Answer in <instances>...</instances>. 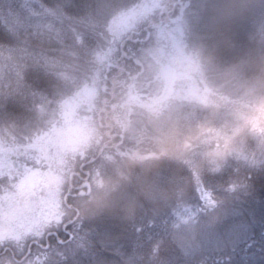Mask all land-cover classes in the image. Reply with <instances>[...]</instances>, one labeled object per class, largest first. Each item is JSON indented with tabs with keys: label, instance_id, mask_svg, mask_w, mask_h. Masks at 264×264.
I'll list each match as a JSON object with an SVG mask.
<instances>
[{
	"label": "trees",
	"instance_id": "16d2710c",
	"mask_svg": "<svg viewBox=\"0 0 264 264\" xmlns=\"http://www.w3.org/2000/svg\"><path fill=\"white\" fill-rule=\"evenodd\" d=\"M180 1L185 6L181 20L184 42L186 43L185 50L192 54L196 66L199 67V70L196 69L195 72L189 67L191 75L194 74L192 78L209 83L212 77H217V80L222 77L214 69L209 68V65H219L225 73L235 71V75L226 77V81L224 79V82L228 81V87L224 92H221L223 94L218 90H208L205 85L197 86L195 91L203 93L208 100L205 102V106L198 105L193 108V119L189 122L182 120L179 123L180 126L178 124L173 127L171 135L174 137L173 139L167 134L165 135L162 149L155 147L157 153L155 159L149 158L144 162L141 161V167H132L125 161V157H128L126 152L132 150L136 144L132 143L127 135L123 137L118 130L115 134L113 131L115 126L108 127L106 118H99L97 112L89 122L88 127L92 128L91 133H83L82 138L73 136L69 123L60 120L61 113L66 110V104L76 99V94L84 89L86 83L91 84L90 82L94 81L101 84L107 81L106 78L110 76L111 72H106L105 65L97 59L98 51L96 52L95 48L97 47L94 43L96 34L89 42L86 51L79 47V51H73L74 39H76V33H79L78 27L82 17L71 9H66L61 13L57 6L64 4L65 0H36V11L45 13L42 17V23L46 25L45 34L60 33L66 39L62 50H59V46L57 51L48 50L47 54L50 59L45 68L36 70L32 65H28L24 71L26 78L20 81L19 88H17L15 77L11 80L0 78V95L9 91H20L29 98L25 106L20 107L18 112L9 115L0 113V138L3 141L12 138L13 145L9 147H12V151L19 152L14 159L19 162V164L15 163V168H11L6 163L7 166H4L9 171L3 174L4 172L0 170V201L11 197L8 188L10 180L12 177L13 180H16L18 173L23 171L24 158H32L21 154V150L26 148V144H23L26 140L24 137L33 139L32 136L36 133L41 135L48 132L46 136L48 151L45 147L47 144L36 146L45 148L44 161L48 163L46 166L51 170V177L43 185V194L49 195L48 198L51 199L50 193L52 194L51 191L54 190L55 195L58 194L60 198L56 203L51 201L44 210L52 212L48 218L62 215L67 219H74L77 216L88 219L100 213L118 211L120 231L106 237L107 242L111 243L113 240L119 239L125 245L130 246L133 241L138 240L147 247L149 246L147 233L152 231L155 234V230L147 228L149 220L170 207L184 206L188 200L189 192L195 184L201 180L207 182L213 173L219 174L225 183L228 182L229 176L232 175L230 170L225 169L224 173L219 171L225 160H229L230 167H235L236 161H239L243 167L245 162L254 163L251 162L249 156L255 153L257 159L254 161H257L255 163L259 162L262 149L258 148L260 138H258L257 132L264 129V111L259 106L245 107V100L255 101L256 95L264 98V79L258 75H252L253 67L258 63L260 55L264 53V0ZM72 2L94 4L102 2V0H72ZM108 2L114 7L102 18H99L100 27L96 29V33L98 30L107 28L115 18L123 17L125 9L134 7L138 0H108ZM126 4L128 7L124 8ZM174 13L175 11H173V15ZM200 13L207 14L210 18L223 17L221 21L223 28L239 42V49L235 55L230 58H223L219 55V49L210 39L209 33L198 23L197 16ZM3 19L0 17V22ZM135 32L133 31L132 35ZM134 36L127 39L123 38L125 36L119 38L121 40H118L117 43L118 54L121 49H124L123 51L128 49L133 55L141 53L152 56V51L148 50L150 46L151 48L156 47L154 52H157L160 46L166 47L165 44L159 45L154 38L152 45L150 37H137V40L133 41ZM39 39L40 37L37 36L26 42L21 37L14 38L8 43L0 42V76H2L6 64L15 67L25 48L32 53L40 52L41 49L37 47ZM77 45L78 43H75V46ZM173 51L177 53L179 59L182 58L181 50L174 49ZM141 61L143 66L134 60V56L126 59L124 67L133 71L132 80H135L134 76H139L142 71L141 76L145 75V60L142 58ZM83 64L85 66H81ZM203 69L204 72H202ZM37 74L45 81L44 87H37L32 82L34 75ZM88 78L92 80L89 81ZM217 80L211 81L216 82ZM141 81L143 79L139 83ZM239 83L249 89L250 93L240 96L235 92ZM100 91L102 93L103 88ZM100 91L98 92L100 93ZM226 95H229L228 99L223 98ZM47 101L48 122L40 123L37 119L36 121L24 120L26 116L24 108L32 110L35 107L37 113L39 111L37 106L45 105ZM101 101L102 97L96 105L99 107L98 112L102 115L104 108L100 109ZM32 102H35V106L29 104ZM57 107L63 109L58 111ZM111 107L109 106V108ZM6 127L9 129L5 130ZM236 128H239L238 131ZM107 130H110L109 133ZM231 132L232 136L229 135ZM115 141L119 143L116 149L111 148ZM174 149L178 152L172 153ZM232 157H235V161L230 159ZM32 159L27 161V166L38 168V159ZM163 160L173 162L174 166L159 169V165H154L157 161ZM99 164L103 165L101 175L95 172L93 167ZM125 174L128 175L129 183L127 184L124 183ZM82 177L90 181L92 191L86 195H77L78 199L82 200V207L72 208L71 203L65 202L63 197L69 190H72L71 183L76 180V183L79 184ZM115 179H119L122 185L119 186V181ZM203 186L201 184V187ZM49 190L50 192H48ZM95 190H98L100 194L94 193ZM17 193L19 192L17 191L15 194ZM93 193V198H90L91 200L85 204L84 200L87 196H92ZM22 197L21 195L18 197L20 200L14 202L15 212L10 216L15 215L16 210L23 212L24 216L31 214V200H25ZM74 203H78L77 198ZM6 216V213L0 211V224ZM140 225L145 227V231L137 236L136 228ZM55 230L56 225L53 222L51 225L43 227L39 235L35 230L24 232L26 240L18 241L14 236L0 239V264H11L10 261L14 258L19 260L15 262L16 264H23L33 256L35 250H47L41 248L34 241H39V238ZM177 238L180 237L177 236ZM151 243L154 244L155 240ZM5 247L8 251H4ZM57 250L58 253L55 252ZM48 252L57 253L51 263L55 264L60 259V250L54 249L48 250Z\"/></svg>",
	"mask_w": 264,
	"mask_h": 264
},
{
	"label": "snow or ice",
	"instance_id": "6c2138e0",
	"mask_svg": "<svg viewBox=\"0 0 264 264\" xmlns=\"http://www.w3.org/2000/svg\"><path fill=\"white\" fill-rule=\"evenodd\" d=\"M57 7L61 13L71 9L82 17L83 31L76 33V39L86 51L100 27L99 18L114 5L108 0L94 4L65 0ZM43 15L45 13L36 11V0H0V17L4 18L0 22V42L8 43L21 37L27 42L40 37L37 44L40 52L32 53L25 48L15 67L6 64L3 69L0 78L11 80L15 77L17 88L26 78L24 71L29 64L36 70L45 68L50 59L48 50L57 51L58 46L62 50L65 44L64 35L45 34ZM197 19L216 44L221 57L230 58L238 52L239 42L223 28L222 16L210 18L200 13ZM209 68L222 77L235 75V71L223 72L219 65H209ZM32 82L37 87L45 86L38 74L34 75ZM28 99L20 91L6 92L0 95V113L18 112ZM261 110L264 111V106ZM260 131L264 132V129ZM230 159L235 161V157ZM37 166L38 174H44L43 162L37 160ZM23 167L24 172L18 176L32 171L26 164ZM225 169L232 173L227 183L219 174L213 173L207 182L201 180L195 184L184 206L170 207L149 220L147 228L155 230V234L152 231L147 233V247L138 240L130 246L119 239L107 242L106 237L120 231L118 211L100 213L88 219L79 216L67 219L56 215L42 220L43 211L51 203L43 194V188L30 198V212L37 221L34 230L39 235L43 227L55 222L56 230L49 233L55 237V243L42 245L47 250H60V259L55 264H264V149L258 163L245 162L241 167L236 161V166L230 167L229 160H225L220 173ZM17 188V183L9 185L12 194ZM0 211L6 214L15 212L8 198L0 201ZM144 231L143 225L138 226L137 236ZM15 238L18 241L27 239L23 233ZM153 240L154 244L151 243ZM4 251L8 249L5 247Z\"/></svg>",
	"mask_w": 264,
	"mask_h": 264
},
{
	"label": "rangeland",
	"instance_id": "374dc122",
	"mask_svg": "<svg viewBox=\"0 0 264 264\" xmlns=\"http://www.w3.org/2000/svg\"><path fill=\"white\" fill-rule=\"evenodd\" d=\"M127 7V4L124 5V8ZM184 9L185 6L180 0H138L134 7L125 9L123 17L119 19L115 18L107 28L97 31L94 39V43L97 47L95 50L96 52L98 51L97 59L100 63L102 61V64L105 65L104 69H106V72L110 71L111 74L106 78L107 81L101 84H97L94 81L90 82L91 84L86 83L84 89L76 94V99L66 104V110L64 113H61L60 120L64 123H69L73 136L82 138L83 133L90 134L92 128L88 127L89 122L92 120V117L95 116V112H97L99 118H106L108 127L115 126L113 130L115 134L118 130L123 137L127 135L131 142L136 144L132 150L126 152L128 157H125V161L132 167H141V161L144 162L149 158H156L157 153L155 152V147L162 149L166 134L170 136V138H174L171 135L173 134L172 129L175 125H178L182 120L189 122L194 117L192 114L193 108L198 107V105L203 107L205 106V102H208L203 93L195 91L197 86L205 85L208 90H218L220 93L227 89L228 81L224 82V79L226 81V77H219L218 80L217 77H212L209 83L192 78L194 74L192 73L191 75L189 67L192 68L193 72H195L196 69L199 70V67L196 66L195 58L192 54L190 52L187 53L185 50L184 30L181 25ZM173 11H175L174 15ZM79 27L78 31H83L82 21H80ZM138 30H140V33L136 34ZM133 31H136L135 34L133 33L135 36L132 35ZM121 36H125L123 38L126 39L130 36H134L132 39L133 41H136L137 37H150L152 39V45L154 40H156L159 45L165 44L168 48H162L160 46L158 51L154 52L156 47L151 48L150 46L148 50L152 51V56H150V54L141 53L133 55L128 49L125 51L121 49L120 54H118L117 43ZM75 43H78V45L75 46ZM73 47V51H79V48H82L77 39H74ZM174 49H179L183 52L181 59L177 57L176 52L174 53ZM133 56L134 60H136L140 66H143L141 59L143 58L145 60V75L141 76V73H143L142 71L139 76H134L135 80H132L133 71L128 67V69L124 67L126 65V59L132 58ZM81 66H85V64ZM204 71L203 69L202 72ZM89 73H92V71H89ZM140 76L141 79H143L141 83H139L141 80L139 79ZM88 80L91 81L92 79L88 78ZM211 80L217 81L212 82ZM205 86L202 88L203 90ZM101 88H103L102 93L100 91ZM233 88L235 89V85ZM98 91H100V93ZM235 92L240 96H246V94L250 93L249 89L244 88L240 83L236 86ZM100 97H102V106L100 109L104 108L102 115L98 112L99 107L96 105ZM228 97L229 95L223 96L224 99H228ZM34 103L35 102L29 104L35 106ZM245 104L247 108L251 106L254 108L255 106L262 107L264 106V98L256 95L255 101L247 99L245 100ZM108 105L112 107L109 108ZM37 107H39L37 113L35 107H33L32 110L24 108L26 112L24 120L32 119V121H36L37 119L40 123L48 122V101L45 105L42 104ZM62 109L63 108L59 107L56 108L58 111ZM6 129L9 128L6 127L5 130ZM109 131L110 130H107V133H109ZM257 134L258 138H260L258 148L264 149V132L259 130ZM47 135L48 132L41 135L36 133L32 136L33 139L24 137L26 140L23 144H26V148L21 150V154L34 159L37 158L39 161L43 162L44 174H38L40 171L39 168H33V166L29 165L28 167L32 169L30 173L23 175V177L18 176L16 180H13L12 177L9 184L17 183V191L19 192L17 194L11 193L9 200L12 205L14 202L20 200L18 197L21 195L25 200H29L32 194L38 191V188H44L43 185L48 181V178L51 177V170L46 166L48 163L44 161L45 148L36 147L37 145L44 146L47 144L45 147L46 151H48ZM229 135L232 136V132ZM116 142L118 141L113 142L114 144L112 143L113 145L111 148L116 149V147H118L119 143ZM205 142L208 143V141ZM11 145H13L12 138H7V140L4 141L0 138V170L4 172L3 174L9 171V169L5 167L7 166L5 165L6 163L9 164L11 168H15L18 162V160L15 161L14 159L19 152L15 150L12 151V147H9ZM81 151L82 149L80 152ZM175 152H178V150L176 151V149H174L172 153ZM254 154L255 153H252L249 159L251 162L255 163L257 161L254 160L257 159V156ZM32 158H24V165L28 164L27 161L33 160ZM112 160H114L113 157ZM165 161H157L154 165H159V169L174 166L173 162ZM93 167L95 172L100 175L102 174V164L94 165ZM23 172L24 167L21 173ZM116 177L118 176L116 175ZM127 177L128 175L125 174V184L129 183ZM115 180L119 181V186L122 185L119 179ZM71 184L72 190H69L63 198L65 202L71 203L72 208L74 207L77 209L79 206L82 207V200L78 199L77 195L79 196V190L84 187L81 182L77 184L76 180ZM48 192H50V190ZM51 192V199L49 200L50 202L56 203L57 200H60L59 195H55L54 190ZM94 193L100 194L98 190H95ZM94 193L92 196H87L84 200L85 204L93 198ZM76 198L78 203L75 204L74 200ZM22 213L23 212L16 210L15 215L10 216L11 214H7L0 224V239H5L8 236L16 237L21 233L24 234V232L34 231L37 223L36 219L30 213L26 216ZM51 213L52 212H49V210L44 211L41 219L48 218L51 216ZM61 235H63V233H61ZM39 241L42 245H46L49 242L54 243L55 237L48 236V241H46V239L44 240V236H42V238H39ZM41 248L43 247L41 246ZM55 252L58 253V250ZM57 253L52 254L48 252V250L44 251L43 249L35 250L33 256L28 258L23 264H51L53 257H55ZM15 262H17L16 259H11L10 261L11 264H16Z\"/></svg>",
	"mask_w": 264,
	"mask_h": 264
},
{
	"label": "clouds",
	"instance_id": "9594fccd",
	"mask_svg": "<svg viewBox=\"0 0 264 264\" xmlns=\"http://www.w3.org/2000/svg\"><path fill=\"white\" fill-rule=\"evenodd\" d=\"M252 75H258L264 79V53L260 55L258 63L253 67Z\"/></svg>",
	"mask_w": 264,
	"mask_h": 264
},
{
	"label": "water",
	"instance_id": "95a60500",
	"mask_svg": "<svg viewBox=\"0 0 264 264\" xmlns=\"http://www.w3.org/2000/svg\"><path fill=\"white\" fill-rule=\"evenodd\" d=\"M85 186H86V188L88 189V191H90V189H91V187H90V183H89V182H86V183H85ZM81 193L83 194V193H85V191H84V190H81Z\"/></svg>",
	"mask_w": 264,
	"mask_h": 264
},
{
	"label": "flooded vegetation",
	"instance_id": "af4514ba",
	"mask_svg": "<svg viewBox=\"0 0 264 264\" xmlns=\"http://www.w3.org/2000/svg\"><path fill=\"white\" fill-rule=\"evenodd\" d=\"M46 241H48V237H47Z\"/></svg>",
	"mask_w": 264,
	"mask_h": 264
}]
</instances>
